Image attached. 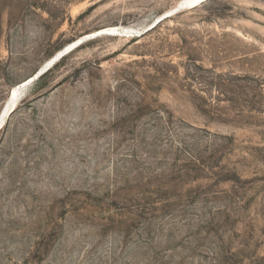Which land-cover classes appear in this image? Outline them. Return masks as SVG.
Instances as JSON below:
<instances>
[{"label": "rangeland", "instance_id": "obj_1", "mask_svg": "<svg viewBox=\"0 0 264 264\" xmlns=\"http://www.w3.org/2000/svg\"><path fill=\"white\" fill-rule=\"evenodd\" d=\"M181 1L0 0V113L90 37L0 128V264H264V0L96 33Z\"/></svg>", "mask_w": 264, "mask_h": 264}, {"label": "water", "instance_id": "obj_2", "mask_svg": "<svg viewBox=\"0 0 264 264\" xmlns=\"http://www.w3.org/2000/svg\"><path fill=\"white\" fill-rule=\"evenodd\" d=\"M203 0H196L192 3H187L184 5H181L167 13H164L162 16L158 17L154 22H152L149 26H147L144 30H141V32H138V36H142L146 33H148L149 31L153 30L158 24H160L163 20L171 17L172 15L178 13L179 10H181V8H185L187 6H195L196 4H198L199 2H201ZM180 12V11H179ZM93 37L95 35H92ZM91 36V37H92ZM87 38L90 37H83L81 39H79L78 41H75L74 43H72L70 46L65 47L63 49L62 52H60V54H58L57 56H55L52 61L50 62V64L39 68L32 76L28 77L24 82L27 83V87H30L34 82H36L42 75H44L48 70H50L51 66L56 63L57 60H59L61 57H63L64 55L68 54L69 52H71L73 49H75L76 47H78L79 45H81ZM29 85V86H28ZM14 109V107H12V109L10 110V112Z\"/></svg>", "mask_w": 264, "mask_h": 264}, {"label": "bare ground", "instance_id": "obj_3", "mask_svg": "<svg viewBox=\"0 0 264 264\" xmlns=\"http://www.w3.org/2000/svg\"><path fill=\"white\" fill-rule=\"evenodd\" d=\"M194 1H196V0H182L181 1V3H180V5H178V6H181V5H184V4H187V3H192V2H194ZM204 1H206V0H203V1H201V2H199L198 4H196L195 6H197V5H199L200 3H202V2H204ZM189 7H192V6H187V8H189ZM182 9V8H181ZM169 12V11H168ZM167 13V12H166ZM160 17V16H159ZM105 31V30H104ZM121 31L122 32H124V31H126V33L127 34H124V33H121ZM140 32H141V30H139ZM138 31V32H139ZM138 32H133V31H131V30H114V29H109V30H107V31H105V32H96V33H98L97 35H100V34H102V33H108V34H115V35H128V36H138ZM93 35V34H92ZM93 37V36H92ZM74 43V42H73ZM71 45V44H70ZM70 45H68V46H70ZM67 46V47H68ZM63 51V50H62ZM62 51H60V52H62ZM60 52L59 53H57V55L58 54H60ZM57 55H55V56H57ZM54 56V57H55ZM65 56V55H64ZM53 57V58H54ZM52 58V59H53ZM62 58V57H61ZM60 58V59H61ZM52 59L50 60V61H48L44 66H46V65H48V64H50V62L52 61ZM58 61V60H57ZM56 61V62H57ZM55 64V63H54ZM43 66V67H44ZM53 66V65H52ZM51 66V67H52ZM51 69V68H50ZM29 86V85H28ZM26 90H27V83L26 82H22V83H20V84H18V85H16V86H14L12 89H11V91H10V93H9V96H8V99H7V101H6V103H5V105H4V107H3V109H2V111H1V113H0V128L5 124V119L7 118V116L14 110H12L11 112H10V110L12 109V107H14L15 108V106L18 104V102L26 95Z\"/></svg>", "mask_w": 264, "mask_h": 264}, {"label": "trees", "instance_id": "obj_4", "mask_svg": "<svg viewBox=\"0 0 264 264\" xmlns=\"http://www.w3.org/2000/svg\"><path fill=\"white\" fill-rule=\"evenodd\" d=\"M158 25H159V24H158ZM158 25H157V26H158ZM157 26H156V27H157ZM156 27H155V28H156ZM59 60H60V59H59ZM59 60H58V61H59ZM58 61H57V62H58ZM57 62H56V63H57ZM56 63H55V64H56ZM55 64H54V65H55ZM54 65H53V66H54ZM53 66H52V67H53ZM52 67H51V68H52ZM49 71H50V70H49ZM49 71H47L44 75H42V76L40 77V79L38 80L37 83H39V81H41L42 79H44V78L46 77V75L49 73Z\"/></svg>", "mask_w": 264, "mask_h": 264}]
</instances>
